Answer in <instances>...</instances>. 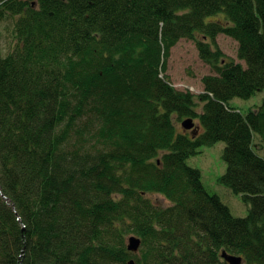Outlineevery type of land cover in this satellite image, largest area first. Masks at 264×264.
I'll list each match as a JSON object with an SVG mask.
<instances>
[{"label": "trees", "instance_id": "16d2710c", "mask_svg": "<svg viewBox=\"0 0 264 264\" xmlns=\"http://www.w3.org/2000/svg\"><path fill=\"white\" fill-rule=\"evenodd\" d=\"M219 33L244 65L222 61ZM180 38L214 70L196 95L164 74ZM263 89L264 0H0V264H264V97L230 104ZM218 141L246 216L187 163Z\"/></svg>", "mask_w": 264, "mask_h": 264}, {"label": "rangeland", "instance_id": "374dc122", "mask_svg": "<svg viewBox=\"0 0 264 264\" xmlns=\"http://www.w3.org/2000/svg\"><path fill=\"white\" fill-rule=\"evenodd\" d=\"M215 17H208L206 21ZM2 24L4 28L2 27L1 43L4 53H6L9 50V43H14L10 36L13 24L10 20H6ZM215 43V45H212V48L220 50L222 61L234 60L244 65V61L237 57L238 44L235 39L226 34L219 33L215 37ZM164 74L176 89L189 90L196 95L203 91L202 77L208 74H214V70L210 64L200 57L196 43L193 40L180 38L170 48ZM263 97L264 89L256 92L247 99L235 97L230 100V104L242 113H246L250 108L255 109L261 103ZM201 106V102L196 98V110L198 112L201 111ZM186 118L188 117H173L176 130L181 131L184 129L181 122ZM192 119L195 124L199 125L197 118ZM184 130L190 132V129ZM201 130V127H199V131ZM253 142L256 143L257 147H254V149L257 154L264 158V141L258 135H254ZM224 146L225 143L223 141L215 142L209 146H200L198 153L187 158V163L200 170L201 180L208 192L217 194L221 201L230 208L234 216L243 217L248 214L250 204L246 203L240 194L233 193L218 180L226 170V162L222 156ZM148 196L156 203L168 204V201L157 193H149Z\"/></svg>", "mask_w": 264, "mask_h": 264}, {"label": "water", "instance_id": "95a60500", "mask_svg": "<svg viewBox=\"0 0 264 264\" xmlns=\"http://www.w3.org/2000/svg\"><path fill=\"white\" fill-rule=\"evenodd\" d=\"M181 123H182V126L184 129H190V132L193 136H195L198 133L199 125L195 124L191 117L184 119ZM140 245H141L140 237H138L136 235H129L128 236L127 248L129 251H131L133 253L138 252ZM221 256L229 264H241L243 261V258L241 255L227 253L225 250H222ZM128 264H135L134 259L133 258L129 259Z\"/></svg>", "mask_w": 264, "mask_h": 264}]
</instances>
